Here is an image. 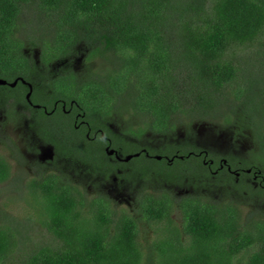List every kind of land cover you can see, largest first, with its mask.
I'll list each match as a JSON object with an SVG mask.
<instances>
[{"label":"trees","instance_id":"16d2710c","mask_svg":"<svg viewBox=\"0 0 264 264\" xmlns=\"http://www.w3.org/2000/svg\"><path fill=\"white\" fill-rule=\"evenodd\" d=\"M83 51L89 63L74 71L71 61ZM97 59L107 63L102 72L92 67ZM252 71L264 72V0H0V79L18 81L14 88L0 85L5 92L0 108L32 110L23 79L32 86L31 101L43 106L32 110L31 129L58 151L78 154L89 167L95 160L112 168L128 165L111 161L104 150L110 139L121 157L139 154L132 162L147 159L171 168L193 157L189 170L195 178L210 177L218 162L209 149L140 148L112 134L106 122L131 113L143 126L128 135L171 134L184 119L203 121L220 106H235ZM257 105L247 108L254 112ZM77 114L85 115L89 138L86 126H74ZM250 125L264 154V126ZM130 145L136 150H127ZM227 160L237 168L233 158ZM249 170L242 175L245 181L258 176L263 186L264 169ZM11 177L12 166L0 154V185ZM249 186L251 195L264 192V187L251 192ZM27 188L28 205L38 209L36 220L51 240L35 238L32 226L25 232L17 228L0 207V264H264V217L243 218L234 201L183 198L177 203L183 216L179 228L172 219L174 198L147 193L145 220L165 227L144 246L136 217L118 214L103 197L88 198L57 173L33 179Z\"/></svg>","mask_w":264,"mask_h":264},{"label":"rangeland","instance_id":"374dc122","mask_svg":"<svg viewBox=\"0 0 264 264\" xmlns=\"http://www.w3.org/2000/svg\"><path fill=\"white\" fill-rule=\"evenodd\" d=\"M86 55L87 51H83L71 61L74 71L82 72L85 69L88 62ZM34 59L39 64L40 53L35 50ZM105 64L107 63L104 60L97 59L92 62V67L99 69L101 67L102 72ZM244 81L247 84L244 88L247 90L235 106L233 103L220 106L211 114V118L203 121L196 119L193 123H189L184 119L171 134L158 136L147 132L141 139L128 135L127 131L130 129L138 130L143 126L139 118H133L131 113L110 117L106 126L112 134L125 136L130 141L138 143L140 148L151 145L170 153H175L177 150L190 153L193 150L207 148L213 153L216 162L231 157L234 159L232 160L234 167L250 169L260 165V168L264 169V154L259 150V145L253 141L254 126L250 125L252 121L257 128L264 126V115L261 113H264V103L261 106L257 105L258 102L264 101V72L252 71L246 74ZM4 94L5 92L0 90L1 105ZM254 103L257 105L256 111H249L247 107L254 106ZM31 121V113L26 109L17 106L0 108V154L4 155L12 166V177L0 185V207L15 218L14 223L17 228L25 232L30 230L29 226H32L31 230L35 238L43 237L48 241L51 240L47 231L36 220V216L39 215L38 209H31L28 205L27 186L31 180L40 178L48 172L65 177L79 187L88 198L100 196L108 199L111 207L118 214L126 212L136 217L140 227V239L144 246L158 239L163 234L161 230L165 227L162 223L154 224L145 220L142 201L147 193L152 195L166 193L174 198L175 212L172 219L179 228L182 227L183 216L177 203L188 197H202L218 204L234 201L239 206L243 218L251 215L264 217V192L252 195L247 192L249 185L253 187L251 192L254 193L257 192L255 188L263 190L264 185L261 187L259 181L255 182L249 176L251 180L248 178V182L244 177L241 180H227L226 173L215 175L211 172L210 177L206 179L195 178L193 172L189 170L191 161L195 160L193 157L187 163L181 161L171 168L156 165L147 159L139 162L130 160L128 165L120 168H112L104 161L95 160L92 162L94 167H89L83 163V158L78 154L66 155L58 151L49 139L40 137L37 130L31 129ZM41 121L44 124L51 122L49 119ZM98 146L99 144L94 145L93 150L95 151ZM126 148L127 150L129 148V151L136 150L133 145ZM157 156L163 155L158 153ZM97 168L101 172L96 171ZM150 168L157 170L149 171ZM110 169L111 172L107 174ZM244 183H247V186L243 185ZM234 185L238 191L234 189Z\"/></svg>","mask_w":264,"mask_h":264},{"label":"flooded vegetation","instance_id":"af4514ba","mask_svg":"<svg viewBox=\"0 0 264 264\" xmlns=\"http://www.w3.org/2000/svg\"><path fill=\"white\" fill-rule=\"evenodd\" d=\"M23 80V79H22ZM21 80V82L29 89V91H28V93H27V95L29 94V92H30V87H29V85L30 84H28L27 82H23ZM10 84L11 83H8L7 85H9L10 86ZM2 86V85H1ZM4 86H6V85H4ZM11 87V86H10ZM12 88V87H11ZM27 101H28V104H29V106L32 108V110H36V109H42L43 108V106H41V105H39V104H34L32 101H31V99L29 98H27ZM71 105H73V104H71ZM63 107H62V111L64 112V113H67V114H69L70 113V110H67L66 109V105L65 104H63L62 105ZM17 108H20V107H17ZM54 108L56 109L57 108V104H55L54 105ZM32 110H29V109H26V111H29L30 113H31V116H32V119H34V116H33V111ZM44 111H45V113H48L47 112V110L44 108ZM75 127H76V129H80L82 126H86L87 127V130H88V132H87V137L89 138V136H90V133H91V128H90V126H89V124L85 121V115H83V114H77L76 115V117H75ZM108 146L106 147V152H107V154H108V156L110 157V159L111 160H114V161H117V162H125L124 161V157H121L120 155H119V152H118V150H116V149H114V148H111V141H110V139H108ZM111 151H114L113 153H111ZM158 157V156H157ZM161 157V156H160ZM162 159V158H161ZM204 163H206L207 164V161H204ZM211 164H213L214 163V161L213 160H211V162H210ZM225 170H226V172H227V174H229V176H231L232 178H234V179H236V180H241L243 177H242V175H246V174H251L252 173V171L249 173L248 171H249V169H244V168H242V167H237V168H232L230 165H229V163H228V160L227 159H225L224 161H219L218 162V165H217V168H216V171H215V173L212 171V173H214L215 175L216 174H218L219 172H221V171H223L222 173H221V175L223 174V173H226L225 172ZM220 174V173H219ZM260 176V175H259ZM258 177V176H257ZM257 177L256 176H254L253 177V179H254V181L256 182H258V180H257ZM249 180H247V182H248ZM260 183V182H259ZM260 185H261V183H260ZM261 187H262V185H261Z\"/></svg>","mask_w":264,"mask_h":264},{"label":"water","instance_id":"95a60500","mask_svg":"<svg viewBox=\"0 0 264 264\" xmlns=\"http://www.w3.org/2000/svg\"><path fill=\"white\" fill-rule=\"evenodd\" d=\"M24 83H25V81L24 80H22ZM17 83H18V81H14L13 83H11L10 84V86L12 87V88H14V87H16V85H17ZM8 84V82L7 81H5V80H3V79H0V85H2V86H4V85H7ZM29 87H30V92H29V94L27 95V98L29 99L30 97H31V94H32V86L31 85H29ZM114 151H111V153H113ZM139 156V154H135V155H129V156H127L125 159H124V161L125 162H129L132 158H134V157H138ZM158 160H161V157L160 156H158V157H156ZM249 173L251 172L250 170L248 171Z\"/></svg>","mask_w":264,"mask_h":264}]
</instances>
